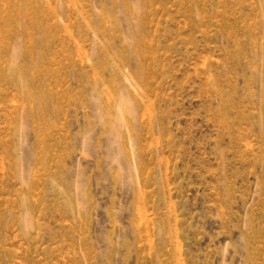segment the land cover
<instances>
[{
  "label": "rangeland",
  "instance_id": "1",
  "mask_svg": "<svg viewBox=\"0 0 264 264\" xmlns=\"http://www.w3.org/2000/svg\"><path fill=\"white\" fill-rule=\"evenodd\" d=\"M0 264H264V0H0Z\"/></svg>",
  "mask_w": 264,
  "mask_h": 264
}]
</instances>
